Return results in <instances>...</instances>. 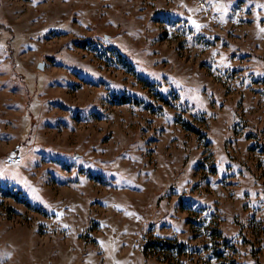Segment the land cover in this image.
<instances>
[{
    "label": "rangeland",
    "instance_id": "obj_1",
    "mask_svg": "<svg viewBox=\"0 0 264 264\" xmlns=\"http://www.w3.org/2000/svg\"><path fill=\"white\" fill-rule=\"evenodd\" d=\"M0 264H264V0H0Z\"/></svg>",
    "mask_w": 264,
    "mask_h": 264
},
{
    "label": "built area",
    "instance_id": "obj_2",
    "mask_svg": "<svg viewBox=\"0 0 264 264\" xmlns=\"http://www.w3.org/2000/svg\"><path fill=\"white\" fill-rule=\"evenodd\" d=\"M21 162V157H15V156H12V157H9L6 161V165L8 166H13L17 163Z\"/></svg>",
    "mask_w": 264,
    "mask_h": 264
},
{
    "label": "water",
    "instance_id": "obj_3",
    "mask_svg": "<svg viewBox=\"0 0 264 264\" xmlns=\"http://www.w3.org/2000/svg\"><path fill=\"white\" fill-rule=\"evenodd\" d=\"M37 68H38L39 70H42V69H43V64H42V63H39V64L37 65Z\"/></svg>",
    "mask_w": 264,
    "mask_h": 264
},
{
    "label": "snow or ice",
    "instance_id": "obj_4",
    "mask_svg": "<svg viewBox=\"0 0 264 264\" xmlns=\"http://www.w3.org/2000/svg\"><path fill=\"white\" fill-rule=\"evenodd\" d=\"M193 23H195V21H193ZM199 27V25H197Z\"/></svg>",
    "mask_w": 264,
    "mask_h": 264
}]
</instances>
